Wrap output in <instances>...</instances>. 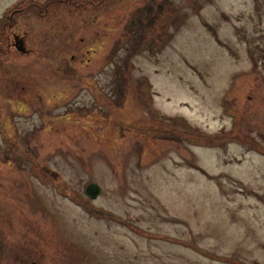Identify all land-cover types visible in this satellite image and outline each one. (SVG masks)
Here are the masks:
<instances>
[{
  "label": "rangeland",
  "instance_id": "rangeland-1",
  "mask_svg": "<svg viewBox=\"0 0 264 264\" xmlns=\"http://www.w3.org/2000/svg\"><path fill=\"white\" fill-rule=\"evenodd\" d=\"M67 1L0 0V264H264V0Z\"/></svg>",
  "mask_w": 264,
  "mask_h": 264
},
{
  "label": "water",
  "instance_id": "water-1",
  "mask_svg": "<svg viewBox=\"0 0 264 264\" xmlns=\"http://www.w3.org/2000/svg\"><path fill=\"white\" fill-rule=\"evenodd\" d=\"M19 40H17V44L15 45V48L18 52L22 53L24 52L22 43L18 42ZM85 193H87V195L91 198L94 199L95 197H97L99 195V188L96 184H89L86 187Z\"/></svg>",
  "mask_w": 264,
  "mask_h": 264
},
{
  "label": "trees",
  "instance_id": "trees-1",
  "mask_svg": "<svg viewBox=\"0 0 264 264\" xmlns=\"http://www.w3.org/2000/svg\"><path fill=\"white\" fill-rule=\"evenodd\" d=\"M95 1H96V3H93L92 0H87V1H85V2L83 3V5H81V4H82V2H81V3L75 4V6H76V8H77L78 10L84 8V6L87 7V9L90 8V10H91L92 8H94V7H93V4H96L97 7L100 8V7L103 5V3H104L105 0H95ZM67 2H69V4H72V3H71V0H68ZM84 4H85V5H84ZM74 9H75V8H74Z\"/></svg>",
  "mask_w": 264,
  "mask_h": 264
},
{
  "label": "flooded vegetation",
  "instance_id": "flooded-vegetation-1",
  "mask_svg": "<svg viewBox=\"0 0 264 264\" xmlns=\"http://www.w3.org/2000/svg\"><path fill=\"white\" fill-rule=\"evenodd\" d=\"M21 10H22V9H21ZM14 12H17V11H14ZM13 35H14V34L12 33V37H13ZM11 43H12V42L10 41L9 46L11 45Z\"/></svg>",
  "mask_w": 264,
  "mask_h": 264
}]
</instances>
